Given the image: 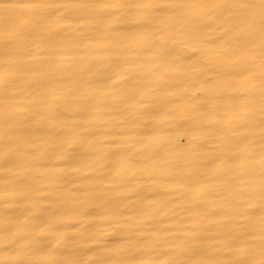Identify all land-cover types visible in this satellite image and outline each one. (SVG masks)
<instances>
[{"label":"bare ground","instance_id":"bare-ground-1","mask_svg":"<svg viewBox=\"0 0 264 264\" xmlns=\"http://www.w3.org/2000/svg\"><path fill=\"white\" fill-rule=\"evenodd\" d=\"M0 264H264V0H0Z\"/></svg>","mask_w":264,"mask_h":264}]
</instances>
